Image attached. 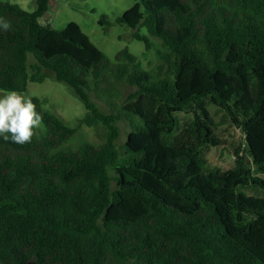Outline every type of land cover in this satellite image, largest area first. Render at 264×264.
Masks as SVG:
<instances>
[{
    "label": "trees",
    "instance_id": "16d2710c",
    "mask_svg": "<svg viewBox=\"0 0 264 264\" xmlns=\"http://www.w3.org/2000/svg\"><path fill=\"white\" fill-rule=\"evenodd\" d=\"M50 2H0V91L53 77L86 114L69 125L33 98L46 134L0 137V264H264V0H139L115 23L147 50L160 42L148 70L128 48L111 62L77 23H41ZM83 125L106 141L59 150ZM232 126L255 136L232 169L209 166Z\"/></svg>",
    "mask_w": 264,
    "mask_h": 264
},
{
    "label": "rangeland",
    "instance_id": "374dc122",
    "mask_svg": "<svg viewBox=\"0 0 264 264\" xmlns=\"http://www.w3.org/2000/svg\"><path fill=\"white\" fill-rule=\"evenodd\" d=\"M35 1L0 0V2L17 4L30 13L36 9ZM137 3L139 0H51L49 11L40 19V22L43 24L50 23L56 30L65 28L69 23H77L83 33L108 56L111 62H114V57L119 51L128 48L131 53L137 56L140 67L148 70L157 63V52L162 50L160 42L152 40L151 48L147 50L143 42L134 39L133 31L130 28L115 23ZM102 16H106L112 24L110 26L100 25ZM141 34H146L144 28L141 29ZM29 63L34 64L32 56L29 57ZM109 83V81L102 82L101 86ZM116 87L126 93L131 91L130 88L124 89L125 87L118 85ZM3 92L0 91V93ZM23 94H27L31 99L38 98L42 103L43 111L55 114L69 125L74 124L76 119L83 118L86 114L84 104L73 95L72 90L67 85L56 82L53 77L41 84L30 83L27 92ZM89 96L102 113H110V109L96 90L89 92ZM178 118L180 121L179 136H182L185 134L184 130L191 123L192 116L180 114ZM117 125L120 133L117 146L122 153L130 126L125 120L118 121ZM221 129L223 135L221 146L212 148L206 154L205 160L209 166H216L222 171H227L234 167L235 151L240 148L246 149L247 136H255V133L252 129L244 132L234 126L222 127ZM46 132V126L42 124V127L37 129L34 135L40 138ZM105 141L106 129L103 125L93 127L83 125L77 134L59 150L76 151L86 144H102Z\"/></svg>",
    "mask_w": 264,
    "mask_h": 264
},
{
    "label": "clouds",
    "instance_id": "9594fccd",
    "mask_svg": "<svg viewBox=\"0 0 264 264\" xmlns=\"http://www.w3.org/2000/svg\"><path fill=\"white\" fill-rule=\"evenodd\" d=\"M10 28L11 23L0 16V29L7 32ZM42 124L43 117L27 94L17 91L0 93V137L5 142L31 143Z\"/></svg>",
    "mask_w": 264,
    "mask_h": 264
}]
</instances>
